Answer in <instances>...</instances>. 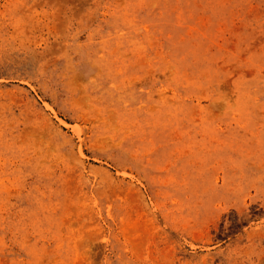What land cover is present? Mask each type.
I'll use <instances>...</instances> for the list:
<instances>
[{
	"label": "rangeland",
	"instance_id": "1",
	"mask_svg": "<svg viewBox=\"0 0 264 264\" xmlns=\"http://www.w3.org/2000/svg\"><path fill=\"white\" fill-rule=\"evenodd\" d=\"M0 264H264V0H0Z\"/></svg>",
	"mask_w": 264,
	"mask_h": 264
}]
</instances>
